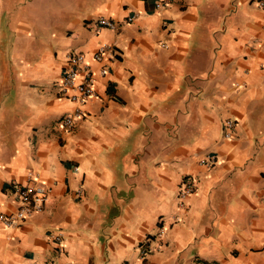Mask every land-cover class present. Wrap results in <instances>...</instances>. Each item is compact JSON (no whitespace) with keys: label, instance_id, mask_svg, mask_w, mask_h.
<instances>
[{"label":"crops","instance_id":"1","mask_svg":"<svg viewBox=\"0 0 264 264\" xmlns=\"http://www.w3.org/2000/svg\"><path fill=\"white\" fill-rule=\"evenodd\" d=\"M257 2L0 0V212L14 186L48 190L42 212L0 222V264H264ZM77 54L96 89L80 106L59 93Z\"/></svg>","mask_w":264,"mask_h":264},{"label":"built area","instance_id":"2","mask_svg":"<svg viewBox=\"0 0 264 264\" xmlns=\"http://www.w3.org/2000/svg\"><path fill=\"white\" fill-rule=\"evenodd\" d=\"M173 0H159L157 7L167 5ZM258 7L264 12V0H258ZM129 19L128 21H131ZM98 28H107L110 30H115L117 26L110 20L105 18H99L97 20ZM264 30V23H263ZM112 48L110 46H101L93 54V60L97 63H101L105 57L110 53ZM68 69L60 79L59 93L61 96H67L70 102L80 106L87 100H90L96 96L95 89V73L86 63L85 57L82 54H77L68 57ZM100 76H104L106 71L100 69L98 71ZM80 115L78 109L75 112L65 117L62 120V126L65 129H71L73 121L76 117ZM227 130L233 127V123L230 121L226 122ZM229 132L226 137H229ZM204 166L213 167L216 164V159L214 157H209L206 161L202 163ZM30 181V180H29ZM28 181V182H29ZM185 189L183 194H191L193 192L192 182L187 179L184 182ZM14 194L18 200V208L14 214L6 216L0 212V222L5 228H16L19 227L27 218L35 213L42 212L44 204L48 199V190L42 187H37L34 185H28L25 187L14 186L12 188ZM163 234V231H159V237ZM56 241H60L61 237L59 235L53 236ZM148 248H142L139 251L140 259H144L149 253Z\"/></svg>","mask_w":264,"mask_h":264}]
</instances>
